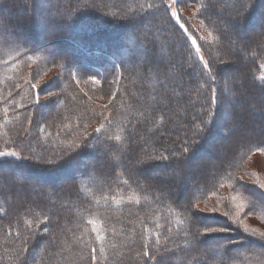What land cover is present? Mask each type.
Segmentation results:
<instances>
[{"label": "trees", "instance_id": "obj_1", "mask_svg": "<svg viewBox=\"0 0 264 264\" xmlns=\"http://www.w3.org/2000/svg\"><path fill=\"white\" fill-rule=\"evenodd\" d=\"M6 1L10 6H18L24 0ZM103 1H51L47 13H53V21L63 23L64 26L68 27V35L67 38L53 39L54 41L51 42L45 41L43 46L32 44L28 36H25L26 38L21 36V30L28 28L26 16L13 23L10 19L3 17V10L0 7V148L7 146L4 144L15 145L19 152L24 153L23 149L28 147L36 157L34 162L12 156L0 157V161H4L6 164H14L16 167L34 165L33 163H35L33 170L37 169V171H32V173L41 178H45L51 174L50 172L56 171H61L63 175L68 167L70 169L66 174L67 177L73 174L71 180L76 182L85 176L81 170L85 169L86 166H83L82 169L78 167L77 170L75 169L79 161L88 155L97 159L90 162L86 185L78 186L76 183H71L67 186L69 188L67 198L62 194L65 185L60 182L61 178L54 184V188L46 189L44 184H42L43 186L37 184L30 186L32 182H26L28 178L26 177V180L22 178L21 173L6 179L0 172V191L2 192L0 197V264L5 261L4 252H8L12 256L10 261L6 259V263L25 264L29 251H35V248L31 247L32 240L37 242L49 236V232H43V227L50 228L53 223L49 219L54 218L55 215L58 220V212L64 206L73 208L74 212L73 215L68 213L65 215L63 218L66 221L64 227L71 226L72 218L76 219L77 216L80 228L75 232V235L76 240L81 245L79 249L86 252L88 260L90 249L96 248L95 254L101 253L104 256V262L103 259L101 260L103 264L112 262L111 257L115 249H119L122 245L128 246L127 242L124 244L122 241L128 235L133 237L130 239L132 242L130 248L139 257V253L143 252L144 249L152 251L162 245L168 246L172 240L178 239L182 232L189 233L192 228V215L184 207L187 199L182 205L177 203V205L171 204L172 206L165 207L163 200L171 194L169 190L161 188L153 196L151 190L147 191L146 185H136L134 188L129 181L135 185L139 178L148 177L149 179L151 170L150 167H147L148 165L135 166L131 158L138 153L139 143L145 145L146 140L152 151H155L157 146L168 149V141L156 135L159 129L168 128V125L165 124V115H160L161 112H159L161 107L164 108L170 104L169 83L162 81L165 74L171 77L175 76L180 80L179 84L183 85L184 89L186 86L190 87L195 94L194 104L199 105L200 109L196 110L191 117L184 114L185 121L196 123L197 134L215 132L214 125L221 122L228 109L222 110L218 121L209 123L207 127L201 123L202 118L206 117L210 122L213 118L207 116L209 110L207 102L211 95L206 83L208 74L207 70L203 69V62L200 60L196 49L199 48L202 56L203 53L207 56H205L206 61L212 68V74L217 77V83L212 86L219 95L220 87L218 85L220 80L224 78L223 70L227 69L231 63H235L234 60H230L229 65H222L224 64L223 61L218 63L220 54L228 52V44L224 43L230 38V34L227 32L232 31L231 22L241 20L239 22L240 30L245 39L248 38L249 40L254 37V33L257 31L263 36L262 39H257L260 42L256 44L255 51L249 53L243 46L246 40L237 39L240 45L234 44L233 48L236 52L234 54L241 53L244 55L245 66L240 74L237 73V76L229 75L231 77L224 81L229 82L231 88L241 85L243 96L249 94L250 97H257L259 100L262 99V96L264 97V77H262L264 19L260 21L255 12L262 0H254L253 4L250 0H192L201 7V18L211 27L209 40H198L199 37L191 33L197 40V45H194L185 27L174 17L170 18V12H163L164 20L161 21V16H158L159 11H162L159 8L160 0H114L115 2L112 4L107 3L110 15L105 17L96 16L94 18L90 11L89 14L85 12L90 3L102 4ZM219 2L224 4L221 5V10H219ZM143 4L152 5L149 7L150 14L157 15L158 18L155 19L150 28L142 31L137 29L133 33L137 35L139 32L141 35L142 43L139 45L142 48L147 42V37L156 34L157 28L162 23L171 26L176 36H180L176 41H179L181 48L169 52L166 49L168 40L165 38L166 34L155 36L160 41L165 40L164 55H160V60L163 58L166 63L162 61L153 64L155 54L153 42L149 47L153 50V54L150 53V56L145 54L144 59L138 63L134 61V54L130 51L133 43L126 40L127 30L133 25L130 20L118 18L113 21L110 19V17H118V12L121 13L125 8L134 12L140 9ZM251 5L252 7H250ZM186 23L188 22L186 21ZM246 28H248L247 31H245ZM187 29L192 32L188 27ZM135 40L138 41L137 36ZM237 41L235 42L237 43ZM65 43L67 48L73 50V54L58 55L59 47L63 48ZM211 43L219 47L215 50ZM188 60L189 66H184L183 63ZM59 61L68 72L63 69H56L57 72L53 76L52 83L51 81L48 82L51 85L56 83L54 81L57 80L59 72H62L58 79L62 80L64 85L61 87L55 84L48 89V92H52L54 95L52 98L55 99V107L57 108L53 107L52 103L51 105L47 103L49 105L44 107V102L39 101L37 103L36 93L38 90H35L30 83L27 84L26 79H35L37 75L54 69L52 66L54 67ZM173 61L179 67L175 74L170 66ZM145 65L147 66L145 67ZM182 65L185 67L184 73ZM30 66L35 68L32 74L26 73ZM195 74H197V78L193 79V82L192 77ZM241 74H244V77ZM97 80L100 83H97ZM224 81L222 80V84ZM244 83L246 85L248 83L249 87L244 89ZM95 90L98 91V96L111 95L112 103L109 107L97 106L98 101H94ZM229 91L228 87L225 86L227 97ZM175 98L183 103L185 94L178 92ZM262 102L264 108V100ZM40 106L46 110L39 109ZM183 107L185 108V105ZM215 108L216 105H212L211 110L214 111ZM63 112L66 113L64 114L66 124L63 125L61 121L60 125L54 127L64 118L61 117ZM231 112L232 115H239L238 110ZM28 114L32 115L33 120L38 124L37 126L34 125L33 128L19 132L18 129L25 127L21 125H23L25 118L29 117ZM250 116L252 120H255L252 112H250ZM259 116V118H263L262 114ZM179 120L180 118L177 119V121ZM97 123L101 125L105 123V126L102 125L97 129ZM147 126H152L154 130L147 134L146 139L144 137L141 140L139 135L144 132ZM11 129L15 131L11 133L9 131ZM221 133V137L226 136L225 133V135ZM184 136L185 139L188 138V135L184 134ZM26 137L28 140H22ZM255 137L254 139H247L239 147V151L231 161H228L224 170H221V164H217V170L213 171L214 174L205 175H209L204 181L207 185L205 189H209L206 191V195L228 182L237 184L239 189L241 184L237 180L240 176L237 174L238 167L241 161L247 158L252 151L264 150V126L260 132L256 133ZM52 141L54 142L51 143ZM185 142L188 143L189 140H185ZM18 144H21L23 149L17 146ZM103 147H106V151L102 149ZM175 147V150L181 148L180 144L177 143H175ZM97 151L100 153L105 151L103 153L105 157L100 159L95 155ZM190 153L188 152V155ZM47 159H52L54 162H47ZM47 166L50 168H45ZM115 172L120 173L115 175L113 174ZM54 176L57 177V175ZM157 180H160L159 176L158 179H152V184L148 186L158 187L159 181ZM248 188L252 193L256 189L253 185H248ZM128 190H130L129 192L134 191L132 198H130V194H127L128 192L124 195V192ZM233 190L237 191V189ZM241 190L245 194L249 192L244 188ZM82 192L84 195H81ZM254 196L256 203H249L251 209L264 216V201L259 199L260 196L257 194ZM157 211H159L158 214ZM135 214L139 216H135ZM172 216H175L174 221L171 219ZM38 219H40V223H38ZM35 222L37 223L35 224ZM41 223H44V226ZM11 226L15 227V233L11 230ZM157 233L161 234L159 244L155 243ZM143 234L147 235L148 241L140 244L139 239H143ZM51 236L55 240L60 239L56 233ZM245 238L247 237L245 236ZM242 246L238 247L230 244L228 240H222L209 243L201 249L200 245L194 241L192 246L180 249L179 255L181 257V253L188 254L187 257L182 256V258L192 257L191 262L202 255L205 261L199 260V262L197 260V264H264V246H258L255 242L246 247ZM161 251H163L162 247ZM41 253L45 254L43 250ZM38 258L43 257L39 255ZM143 259L145 260V258ZM43 260L46 261L47 257ZM67 260V256L66 260L54 259L55 264H66Z\"/></svg>", "mask_w": 264, "mask_h": 264}, {"label": "rangeland", "instance_id": "obj_2", "mask_svg": "<svg viewBox=\"0 0 264 264\" xmlns=\"http://www.w3.org/2000/svg\"><path fill=\"white\" fill-rule=\"evenodd\" d=\"M51 1L55 0H24L21 4L10 6L7 4L6 0H0V7L3 10V17L5 19H10L11 22L16 23L20 21V19H23V17L28 18V28L25 30H21V36L26 38L25 36H28L30 39V42L34 45H42L45 43V41H54L53 39H61V38H67V26H64L63 23H57V21H53V13L48 14V6ZM116 1V0H115ZM114 0H104L102 4H99L98 2L90 3L86 7V11L90 14L92 17H105L106 15H110V11L108 7V2L113 3ZM251 3H254V0H250ZM219 10H221V5L223 6V2H219ZM259 5V4H258ZM13 7V8H12ZM175 11L178 14V18L174 17L176 21H178L183 27H185V30L189 33L191 40L193 41L194 45H197V40L194 38V36L191 34H196L199 38L198 40H209L211 38L210 33V25L205 23L200 15L201 7L198 4H195L192 0H181V3H177L174 6ZM252 7V5L250 6ZM142 9V10H141ZM150 9L147 4H143L140 9L133 12V10L129 8H125L122 10L121 13L118 11V17H110L111 20L115 21L118 18L124 19V20H130V23L133 25V27H129L127 30V41H131L133 43L131 52L134 54V61L137 63L144 59L145 54H148L150 56V53L153 54V50H151L150 44L153 42L155 44V54L154 58H158L157 62H164L165 60H160L161 56L163 54V49L165 46V40L160 41L159 38L155 37L157 34H166L165 38H167V44L166 49L169 51H173L175 49H180L181 46L178 43L179 41H176V39H179L180 36H176L174 33V30L171 28V26L165 25L162 23L156 30V34H153L151 37H147V42L144 45V48H142L139 43H142L141 35L139 32H137V35L133 34L138 30H143L150 28L153 26V23L155 19H157V15H151ZM255 12L258 14L260 21L264 19V0L260 2L259 7L255 10ZM16 15V18H15ZM158 16H161V21H163V11H159ZM220 17V15H219ZM226 18V16H225ZM241 19V18H240ZM133 20V21H131ZM186 21L188 23H186ZM241 22V20H238ZM185 23V24H184ZM205 23V24H203ZM190 29L189 32L187 27ZM138 27V28H137ZM248 28L245 29L247 31ZM61 31L59 33V31ZM75 32L74 30H72ZM62 33V35H61ZM66 33V34H65ZM230 34V38L227 39V42L224 44H228L227 49L228 52L224 54H220L218 63L222 62L224 64L222 65H229L228 63H231L230 60H234L235 63H231L230 66H228L227 69L223 70L224 78L220 80V84H222V80L224 81L226 78L231 77L229 75H235L237 76V73L240 74V72L243 71V67L245 66L244 61V55L241 53H236L233 46L234 44H237L238 46L240 43H238V40L245 41V44L243 46L249 53L250 51H255L256 44H259L261 37L263 36L259 31L254 33V37L250 38L248 40L245 39L242 36V32L239 29L240 35L237 36L235 32H227ZM133 34V36H132ZM140 35V36H139ZM137 36L138 41L135 40V37ZM241 37L243 39H241ZM250 42H248V41ZM257 40V41H256ZM237 41V43L235 42ZM252 41V42H251ZM256 41V42H255ZM244 43V42H243ZM144 44V43H143ZM213 45V43H211ZM43 46V45H42ZM65 46L63 48H60L57 52L58 55L67 56L69 53L73 54V50ZM214 46V45H213ZM242 46V47H243ZM219 46H214V49L216 50ZM240 47V48H242ZM54 49V48H53ZM202 51V50H201ZM203 53V51H202ZM199 56H202L200 51L198 52ZM161 55V56H160ZM203 58L206 61V55L203 53ZM206 56V57H205ZM61 57V56H60ZM236 58V59H235ZM61 59H63L61 57ZM61 61L56 63V65L50 69V71H46L41 75H37V78H27V84L30 83V85L35 86V90L37 91V97L39 101L44 102V107L48 106L49 104L54 105L55 107V99L52 97L54 96L51 93L48 92V89L55 84L60 85L61 87L64 85V82L62 80H59L58 77L62 75V72H59V75L57 77V80H55L52 85L48 84L49 81L53 80V76L55 72H57L56 69L64 71H67L63 65L60 64ZM173 73L175 74L178 70V66L173 61L170 63ZM184 66H189V60L187 62L183 63ZM182 65V66H183ZM58 68H57V67ZM147 65H145L146 67ZM183 66V73L185 70V67ZM35 71V68L33 66H30L27 68L26 73L32 74ZM178 74V73H177ZM244 77V74H241ZM241 77V76H239ZM262 77H264V67L262 70ZM197 78V74L192 77L195 80ZM162 81H168V89L170 88V92L168 94L170 95V104L164 108H160L161 114L165 115V124L168 125V128L166 127L165 130L159 129L156 133L157 136H159L161 139H166L168 141V149L166 147H160L157 146L155 148V151H152L148 147V141L146 140L145 145H141L139 143L138 146V153H136L135 157H132L131 160L135 166H147L150 167V177L146 178H139L137 183L133 187L135 188L136 185H146L147 191L151 190L153 192V196L156 195V192L158 190H161V188L167 189L171 192L165 200H163V205L165 207H168L169 205H177L179 203L180 205L185 203V200L188 199L189 196H191L193 203L199 205V216L201 217V223L205 226H213V227H227L233 229L230 232H219V233H211L207 235L203 241V244H199L201 249H203V246L212 243V242H219L222 240L225 241H231L230 244L246 247L251 245L252 243L258 244V246L262 245L264 246V236H261L262 233H264V216H261L260 214L254 212L251 209L250 202L256 203L255 196L259 195V199H263L264 201V150L257 149L250 153V155L241 161L237 174L238 176L237 180L241 184L238 189V185L234 183L228 182L224 186H220V188H217L216 190H213L211 192H208L206 195V191L209 189H205L206 182L204 181L207 179L206 174H214L217 168V164H221L222 168L221 170H224L226 168V164L228 161H231L234 156L239 151V147L243 145L247 139H254L256 138L255 135L262 130L264 126V108L262 105V101L264 100V97L262 96V99H257L250 97L248 94L247 96H243V90L242 86L238 85L236 88H231L230 83L224 81L223 85L228 87L229 94L228 98L231 101L232 107L228 108L227 113H224L221 122L214 125L215 132H207L200 134H197V126L196 123H191L185 121L184 114L189 115V117L193 116L195 114L196 110H199V105L194 104V99H196L195 94L191 90L190 87L183 88V85L179 84L180 80L177 79L175 76H169L165 74V77ZM194 82V81H193ZM82 84V83H81ZM244 89L249 87V84L244 83L243 84ZM95 89L97 87L95 86ZM249 89V88H248ZM104 92V91H102ZM178 92L185 94L184 102H179L176 100L175 95H177ZM235 97V99H233ZM241 97V98H240ZM108 98V99H106ZM114 100V99H113ZM59 101V100H58ZM95 102H97V106H101L103 108L109 107L112 103L111 95L103 94L98 96V91L95 90ZM40 102V103H41ZM239 102V103H238ZM49 103V104H47ZM185 105V108L183 107ZM43 107H39V109H42ZM57 108V107H55ZM100 109V108H99ZM98 109V112H99ZM249 109V110H247ZM42 110H46V108H43ZM238 110V116L232 115L231 111ZM250 112L253 113V118L255 120H252L250 117ZM63 114V115H62ZM65 112L61 113V117H64ZM193 114V115H192ZM260 114L263 115V118H259ZM29 115V114H28ZM60 115V114H59ZM61 117H59L61 119ZM180 118L179 121L177 119ZM66 118L64 117L62 120H60V123L55 125L54 127H57L61 124V121L63 122V125L66 124ZM112 119V118H111ZM237 121L239 122V125L242 129V131H237L233 135H226L225 137H221V134H226L227 128L225 126L231 125L233 122ZM5 122V121H4ZM48 122V121H47ZM38 122L35 123V121L32 118V115H29V117L25 118V121L23 122V125L25 126L23 129L20 128V130H27L28 128H33L34 125L37 126ZM40 124V123H39ZM1 125V124H0ZM95 125V124H94ZM105 126V123L102 124ZM101 124L97 123V129H99ZM152 126H147L141 136V140L145 137L147 138V134L151 131H153ZM11 133H13L15 130L11 129L9 130ZM18 132V134H19ZM186 132V133H184ZM220 132V133H216ZM17 133V132H15ZM17 134V135H18ZM184 134L186 136L188 135V138L185 139ZM224 134V135H225ZM204 135V136H203ZM194 136V137H192ZM190 138V139H189ZM22 140H28V138H22ZM21 140V141H22ZM185 140H189L188 143L185 142ZM203 140V143H202ZM52 141L51 143H53ZM142 142V141H141ZM59 143V142H55ZM175 143L180 144V147L184 145L189 146V151L191 152L187 159L183 162L184 164L179 170L173 171L171 166L169 165V161L172 159L170 156V153L175 151ZM7 145L5 147H1L0 151L2 152H15L17 155L12 156L14 158H20L24 159L26 161L34 162L36 160V157L34 153L29 149L28 147L22 148L21 144H18L20 148L23 149L24 153H21L15 148V145ZM32 146V144H31ZM204 146V147H203ZM8 147V148H7ZM106 151V147L102 148ZM180 149V148H179ZM177 150V149H176ZM97 151L95 152V155H97L100 159H102L104 156V152ZM30 153V154H29ZM179 155V152L176 153ZM106 155V154H105ZM168 157V160H162L160 157ZM112 157V156H111ZM139 158L141 161H144V164L137 165L136 158ZM96 158V157H95ZM93 158L91 155H88L86 157H83L81 161H79V164L75 166V169L78 168L82 169L83 166H86L85 169H82L81 172L85 173V176L79 181H73L71 180L70 175L67 177V172L69 171L66 168L65 172L62 175L61 171L56 172H50L51 174H48L45 178H41L40 176H37L35 173H32V171H37V169L33 170V167L36 165H27V166H20L16 167L14 164H6L4 161H0V172L3 173L4 178L8 179L10 176L14 177L18 175V173L22 174V178L26 180V177L28 180L26 182L30 181L32 184L30 186L37 184V185H45L46 189L54 188V184L57 183L60 179V182L64 183V188L62 190L63 196L67 198L68 196V189L67 186L71 183H76L78 186L80 185H86L88 181L87 176L89 174V168H90V162H94L97 159ZM114 158V157H113ZM115 159V158H114ZM225 159V160H224ZM47 162L52 161V159H47ZM109 160V158H107ZM227 160V161H226ZM226 161V163H225ZM54 162V161H52ZM63 166V165H62ZM61 166V167H62ZM37 167V166H36ZM59 167V168H61ZM78 167V168H77ZM45 168H50V166H47ZM52 169V168H51ZM240 169V170H239ZM55 170V169H54ZM75 170V171H76ZM88 170V171H87ZM220 170V171H221ZM74 171V173H76ZM219 171V170H218ZM61 173V174H60ZM120 172H115L113 174L117 175ZM210 174V175H211ZM54 175H57L54 176ZM160 177L158 187L154 186H148L151 183L152 179ZM220 176V175H219ZM204 183V185H203ZM203 185V188H202ZM230 185V186H229ZM248 185H253L256 187L255 191L252 193ZM43 186V185H42ZM234 187V188H233ZM34 188V187H33ZM247 189L249 192L245 194L242 192L241 189ZM132 189V188H131ZM237 189V191L233 190ZM125 191L127 194H130V198H132L133 192ZM242 192V193H241ZM2 192L0 191V197ZM203 196L201 197V195ZM81 195H84L83 192ZM200 195V197H199ZM171 205V206H172ZM1 207V204H0ZM215 208L218 211L216 213H207L210 209ZM168 211V209H167ZM72 214L73 215V208L71 207H62V209L59 210L58 214V220L57 216L54 215V218L49 219L52 223V228H47L44 226V223H41L44 227V233L49 232V236L44 237L43 239L38 240L37 242L32 240V248H35V251H29L27 254V262L25 264H55V260H66V256L68 257L66 264H83L86 262V264H90V260L88 258L87 260V254L85 251H81L79 248H81L80 243L76 240L75 232L80 228V222L75 218H72L71 226L64 227L65 226V218L66 214ZM159 211H157V214ZM223 213H228V216H224ZM264 215V214H263ZM135 216H139L135 214ZM30 218V217H29ZM75 219V220H74ZM173 221L175 220V216H172L171 218ZM48 220V221H49ZM233 220H235V223H233ZM79 222V223H78ZM37 222H35L36 224ZM38 223H40V219H38ZM57 225L56 227L53 225ZM11 230L13 233H15V227L11 226ZM20 228V227H19ZM57 234V236L60 237V239L55 240L51 235ZM139 234V232H138ZM223 234V237H222ZM73 236V237H72ZM212 236V237H211ZM245 236L247 238H245ZM100 239V237H97ZM132 236L128 235L127 237L123 238L122 241L125 244L127 242V247L122 245L119 247V249H115L114 253L113 251H110L113 253L111 259L112 262L110 264H148L146 260L142 258L140 255H136L133 253V249L130 248L132 242H131ZM121 241V240H120ZM144 241V242H143ZM148 241L147 235L143 234V239H139V243H146ZM189 241V242H188ZM36 242V243H35ZM35 243V245H33ZM194 243V240L192 237H190V234L186 235V232H182L180 237L178 239L172 240V242L169 243V247L171 249L175 250V254L171 256L170 264H186L189 262V264H197L196 261L203 260L202 255L196 257L193 262H191L192 257H188V259H183V257H187L188 254L181 253V257L179 255L180 249L192 246ZM31 245V244H30ZM236 247V248H238ZM256 247V246H255ZM129 249V250H128ZM41 250L45 252L43 255L41 253ZM99 251V250H98ZM144 251H147L144 249ZM42 256L43 258L47 257V260H43V258H38V256ZM97 256V260L95 262H91V264H103L104 259L103 255L101 253L95 254ZM5 261L3 264H10L6 263V261H10L9 259L12 258V256L8 252L3 253ZM60 256V258H58ZM16 257V256H14ZM110 257V256H109ZM7 259V260H6ZM103 259V262L101 260ZM106 259V258H105ZM110 259V260H111ZM159 259V257H157ZM205 260H203L204 262ZM200 262V261H199ZM201 262V263H203ZM109 264V263H108Z\"/></svg>", "mask_w": 264, "mask_h": 264}, {"label": "snow or ice", "instance_id": "obj_3", "mask_svg": "<svg viewBox=\"0 0 264 264\" xmlns=\"http://www.w3.org/2000/svg\"><path fill=\"white\" fill-rule=\"evenodd\" d=\"M180 0H160L159 8L165 12H170V18L176 17L178 18V14L174 9V5L179 3ZM149 7H152L150 5ZM231 29L233 32L236 33L237 36L240 35L239 29L240 24L239 21H234L230 23ZM241 39H243L241 37ZM197 52H199V48L196 49ZM200 60L203 62V69L207 70L208 74V80L207 88L208 91L211 93L209 96L208 102H207V108L209 109L207 111V116H211L213 119L212 121H208L207 118H202L201 123L204 124L205 127L209 125V123H213L214 121H218L220 117V113L222 110H227L229 107H232L231 101L228 99L227 94L225 92V85L219 84L220 92L219 95L216 92V89L212 86L213 84L217 83V77L216 75L212 74V68L209 66L208 62L204 60L203 56L199 57ZM157 59H153V64H157ZM160 66V65H157ZM191 74L190 72L188 73ZM95 79V77H93ZM97 83H100L99 80L96 81ZM35 87V86H33ZM37 103H39V99L37 97ZM212 105H216L215 110H211ZM227 128L226 135H233L237 131H242L239 122L235 121L229 126H225ZM99 131V130H97ZM189 151V146L184 145L180 149L175 150L174 152L170 153V156L172 159L169 161V165L171 166L173 171L179 170L183 162L187 159ZM179 152V155L176 153ZM17 154L15 152H2L0 151V157H6V156H16ZM162 160H168V157H160ZM137 165L144 164V161H141L138 157L136 158ZM139 170V169H138ZM264 187V186H261ZM185 210L189 211L192 215V228L189 230V233H186V235L190 234L192 239L195 241L196 244H203V241L205 237L211 233H219V232H230L233 229L227 228V227H213V226H205L201 223V217L199 216V213H201L199 209L198 204H194L191 196L188 197L186 204L184 205ZM218 210L215 208L210 209L207 213H216ZM224 216H228V213H223ZM91 223V221H89ZM233 223H235V220H233ZM19 235V234H18ZM160 233L156 234V240L155 243L159 244L160 242ZM261 236H264V233L261 234ZM231 243V241H229ZM161 247L163 248V251H161ZM161 247H157L153 249L152 251H143L139 253L145 260L148 262V264H170L171 256L175 254V250L171 249L167 245H162ZM96 248H91L89 252V260L90 264L91 262H95L97 260ZM167 254V255H166ZM159 257V259H157Z\"/></svg>", "mask_w": 264, "mask_h": 264}]
</instances>
